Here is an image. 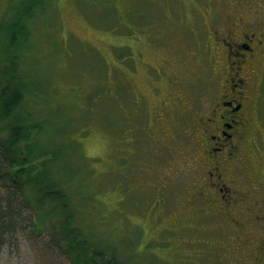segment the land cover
<instances>
[{"label": "rangeland", "instance_id": "1", "mask_svg": "<svg viewBox=\"0 0 264 264\" xmlns=\"http://www.w3.org/2000/svg\"><path fill=\"white\" fill-rule=\"evenodd\" d=\"M118 1L120 6L117 3L116 8L107 9L101 0H56L46 18L40 17L33 25L37 48L30 50L29 56L35 51L41 62L27 70L32 76L56 81L59 105L52 99L51 108L71 110L77 119L88 115V123L84 116L79 124L75 119L71 131L81 136L84 128L91 127L80 139L84 152L76 179L82 183L74 185L85 196L75 200L84 231L98 243H114L110 247H118L124 258H132L131 264H264V248L253 244L264 235L260 224L264 220V150L236 172L237 187L250 191L240 200V215L233 211L237 235L223 224L220 234L221 223L226 221L221 216L196 214L188 207V203L196 206V197L187 195L197 183L195 160L204 137L198 118L220 100L216 98L219 87L228 77L217 34L220 28L242 24L264 30V0H155L157 5L147 11V19L154 20L139 21V27L131 28L130 33L124 24L118 25L119 15L126 19L137 0ZM7 2L0 0V17ZM99 27L113 39L99 32ZM119 44H126L128 51L117 48ZM111 47L115 51L109 64L101 49ZM120 61L137 64L136 74L126 81L128 89L123 75L128 67ZM238 62L240 58L235 68ZM246 63L251 64L249 60ZM103 64V72L111 71L107 77L100 72ZM251 65L254 75L250 69V81L252 89L259 91L260 104L255 140L264 149V54L257 65ZM76 81L83 82L85 89L93 88L94 96H99L101 88L95 89L99 86H110L116 93L123 90L128 96L124 107L127 120L115 127L112 138H108L107 129L111 113H122L120 98L103 110L99 104H106L105 100L95 98L91 112L82 113L83 105L89 103ZM40 84L44 85L38 81L36 86ZM174 92L181 94V102ZM72 94L79 103L71 101ZM32 103L49 111L37 98ZM252 186H259L258 193ZM187 196L182 205L181 198ZM243 206L248 207L244 212ZM162 218L174 225L164 223L165 228H159ZM48 237L36 235L25 222L17 238L0 246V264H52L46 257L54 264H71L63 256L44 254ZM212 237L219 244L208 240ZM254 249L259 254L253 255ZM132 250H137L135 261Z\"/></svg>", "mask_w": 264, "mask_h": 264}, {"label": "trees", "instance_id": "2", "mask_svg": "<svg viewBox=\"0 0 264 264\" xmlns=\"http://www.w3.org/2000/svg\"><path fill=\"white\" fill-rule=\"evenodd\" d=\"M55 1L9 0L3 7L5 9L0 17V246L8 243L12 238H17L24 223L28 222L32 225L36 235L41 236L44 233L49 235L47 244L43 247L46 255L52 252V255L57 257L68 258L71 264H131L132 258L126 259L122 256L118 247H110L114 243H105L102 240H99V243L96 242L92 236L84 231V227L79 221L83 216L79 212L80 206L75 204V200L85 198L74 186L75 183H82L81 180L76 179L79 175L78 164L84 152L79 143L81 137L91 132V127L84 128L81 136L76 134L75 131H71L70 125L72 122L76 119L79 124L84 115L79 114L80 119H77L71 110H62L57 106L51 108L50 102L52 99L59 105L55 95L57 90L55 87L57 85L56 81L39 77L33 71L35 75L32 76L31 72L27 70L32 69L34 65L41 62L35 51L29 56L30 50L37 48V44L33 41L35 35L33 25L35 26L40 17L46 18ZM101 1L106 4L107 9L116 8L115 4L117 3L120 6L118 0ZM142 5L143 7H141ZM156 5L155 0H137L133 4L132 11L125 16L129 21L119 15L118 25L124 24L126 33H130L131 28L139 27V21L145 24L153 21L154 19H147V11ZM246 6L253 7L260 6V4L252 6L247 4ZM113 14L116 15L114 12ZM100 31L103 35L111 37L109 31L103 27H99ZM123 36L124 38H130L131 34H123ZM111 38L113 39V37ZM116 47L128 51L126 44H119ZM58 49L57 46L56 50ZM113 51H115V47L101 49V53L109 64ZM263 54L264 52H261L258 58H263ZM29 59L32 63H29ZM253 60L255 59L251 61ZM120 62L123 67H128V69L125 68L126 72L123 73L125 88H127L128 82L126 81L130 78V74H136L134 71L138 70L137 64L129 66L126 62ZM254 62H251V64ZM251 64H248V66L253 67ZM255 64L257 63L255 62ZM104 66L105 64L100 68V72L107 77L108 73L111 74V71L108 68L103 72ZM38 81L44 85L40 84L37 87ZM259 82H262V77L258 80ZM76 86L82 88L83 98H86L89 103L86 104L88 106L83 105V109L80 111L82 113L89 114L91 112L90 106L95 98L99 97V102L102 98L105 100L106 104H99V109L102 110L107 108L109 102L115 101L116 97L120 98L122 113L119 111L111 113L113 118L107 129L108 138H112L111 135H113L115 127H120L124 124V120H127L126 108L124 107L127 104L126 99H128V96L125 95L123 90L119 91L118 89L116 93L110 86L96 87L95 89H102H99V96L97 94L94 96L95 90L93 88L88 87L85 89L81 81H76ZM174 93L173 96L180 98L181 102L183 99L181 94ZM123 94L124 96H122ZM36 98L38 101L45 103L49 111H45L35 103L33 104L32 102ZM71 98V101H77L75 95ZM122 99H124V103L121 102ZM68 103L66 106H68ZM77 103L79 102L77 101ZM244 104L250 112L257 108L260 109L258 97L252 94L247 99V103ZM179 107H183V105ZM205 113L198 118L203 136L207 131ZM101 114L99 112V116ZM84 117L85 122L88 123V115ZM115 117H118V119ZM245 127L248 133H251L254 129L250 123H247ZM99 130L101 129L99 128ZM259 150L263 151L264 149ZM203 153L205 154L200 147L195 160L197 164L194 168L197 172V183H193V189L189 190L187 194H193L196 197L194 201L196 206H192L193 203H188V207L200 216H221L226 223L220 220L222 223L219 233L222 234L223 224V226L228 225L231 228L233 235H237L234 230H239V227L235 226L237 225L236 222L227 215L223 208L218 207L217 204H208L204 200L205 196L210 197L211 200L214 199V189L210 186V191L206 187L209 183V175ZM200 170L204 172L203 175H201ZM72 187L74 193L71 191ZM78 188H81V186ZM248 188L251 187L248 186ZM187 198L189 196L181 198V201L183 200L182 205L185 201H188ZM190 210L187 212L190 213ZM166 216L168 217V214ZM161 221L162 225L159 228H165L164 223L174 225L171 222L163 221V218ZM255 221L257 223V219ZM232 225L234 227H231ZM259 237V242L253 241V244L256 245V248L262 249L264 248V235ZM176 239L177 237L172 239L171 242L174 243ZM208 240L219 244L218 239L216 240L215 237ZM201 241L207 240L203 239ZM145 249L142 248V250ZM124 250L125 252L128 251L127 248ZM132 252L135 254V261L137 250H132ZM173 252L174 250H172ZM165 253L168 256L170 254ZM257 254H259L258 250L254 249L253 255ZM46 258L54 264L50 257Z\"/></svg>", "mask_w": 264, "mask_h": 264}, {"label": "flooded vegetation", "instance_id": "3", "mask_svg": "<svg viewBox=\"0 0 264 264\" xmlns=\"http://www.w3.org/2000/svg\"><path fill=\"white\" fill-rule=\"evenodd\" d=\"M217 39V46L222 49L220 55L223 69L226 70L228 77L225 79V84L219 87L216 98L220 100H217L212 109L205 113L207 131L201 149L205 152L204 162L209 175V183L206 187L210 191L211 187L214 189V199L205 196L204 200L208 204L221 206L228 216L234 218L233 211L240 215V200L250 192L237 187L236 172L241 164L246 165L251 158L258 157L263 152L258 153L255 150V147H258V142L256 143L255 140L258 111L256 109L250 112L244 103H247L250 94L259 98V91L252 89L253 83L250 79L253 78L249 76L250 69L254 75L253 67H249L246 62L255 59L251 62L257 63L258 55L264 52V30L257 26L244 28L243 24L242 27L220 28ZM238 58L240 65L235 68ZM247 123L253 125L254 129L251 133L245 130ZM250 145H254V148L252 149ZM258 187L252 186L256 189V193ZM242 208H244L243 212L248 209L246 206ZM255 224L258 223L255 221ZM260 224L264 227L263 219Z\"/></svg>", "mask_w": 264, "mask_h": 264}, {"label": "bare ground", "instance_id": "4", "mask_svg": "<svg viewBox=\"0 0 264 264\" xmlns=\"http://www.w3.org/2000/svg\"><path fill=\"white\" fill-rule=\"evenodd\" d=\"M73 260V259H72ZM74 263V262H73Z\"/></svg>", "mask_w": 264, "mask_h": 264}]
</instances>
